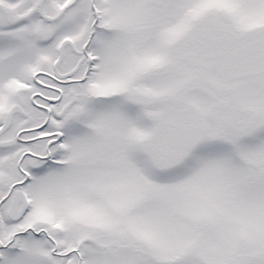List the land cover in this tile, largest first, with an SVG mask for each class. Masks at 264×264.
I'll return each mask as SVG.
<instances>
[{
	"label": "snow or ice",
	"instance_id": "6c2138e0",
	"mask_svg": "<svg viewBox=\"0 0 264 264\" xmlns=\"http://www.w3.org/2000/svg\"><path fill=\"white\" fill-rule=\"evenodd\" d=\"M0 264H264V0H0Z\"/></svg>",
	"mask_w": 264,
	"mask_h": 264
}]
</instances>
